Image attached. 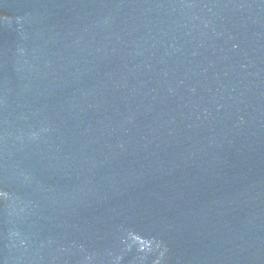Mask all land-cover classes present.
<instances>
[{
  "label": "water",
  "instance_id": "obj_1",
  "mask_svg": "<svg viewBox=\"0 0 264 264\" xmlns=\"http://www.w3.org/2000/svg\"><path fill=\"white\" fill-rule=\"evenodd\" d=\"M0 264H264V0H0Z\"/></svg>",
  "mask_w": 264,
  "mask_h": 264
}]
</instances>
